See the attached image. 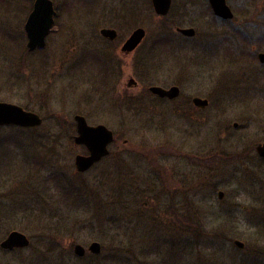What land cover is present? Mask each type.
I'll list each match as a JSON object with an SVG mask.
<instances>
[{
  "label": "rangeland",
  "instance_id": "1",
  "mask_svg": "<svg viewBox=\"0 0 264 264\" xmlns=\"http://www.w3.org/2000/svg\"><path fill=\"white\" fill-rule=\"evenodd\" d=\"M57 1L69 5L46 46L29 52V0H0V102L42 119L0 127V264H264V159L254 151L264 142V0H225L229 22L205 0H173L164 18L137 0L133 20L105 0L96 21L89 0ZM109 26L116 45L99 35ZM137 27L144 41L122 54ZM150 86L180 94L159 100ZM75 115L114 135L109 155L81 173ZM12 231L28 246L3 249Z\"/></svg>",
  "mask_w": 264,
  "mask_h": 264
},
{
  "label": "water",
  "instance_id": "2",
  "mask_svg": "<svg viewBox=\"0 0 264 264\" xmlns=\"http://www.w3.org/2000/svg\"><path fill=\"white\" fill-rule=\"evenodd\" d=\"M151 2L153 10L157 15L164 16L168 13L171 0H151ZM208 2L215 17L222 20H231L233 18V13L225 0H208ZM54 15L55 12L50 0H35L33 10L30 12L24 27L27 36L26 48L29 52L44 48L45 37L49 34L53 26ZM178 32L185 37H193L195 34L192 28H181L178 29ZM143 37L144 30L142 28L134 30L123 45L122 52L130 53L133 51L141 43ZM257 59L259 63L263 64L264 53H259ZM135 84L133 79L129 80V86ZM149 91L160 97L174 98L177 96L179 90L175 86L168 90L152 86L149 88ZM194 104L198 107L205 108L208 105V101L195 98ZM74 121L77 135L73 137V142L76 145L85 146L89 153L87 156L76 155L74 158L75 171L81 173L89 170L95 163L108 155V146L114 140V135L104 125H88L84 117L80 115H75ZM41 123L42 119L36 113L24 110L15 104L0 102V127L34 128L40 126ZM255 150L257 155L264 159V142L258 144ZM222 196V192H218V199H221ZM28 244L29 241L24 234L12 231L1 243V247L8 250L25 248ZM234 245L239 249L243 248V244L239 241H234ZM87 250L93 255H98L100 253V245L93 242ZM84 252L83 247L75 245L74 253L78 257L83 256Z\"/></svg>",
  "mask_w": 264,
  "mask_h": 264
},
{
  "label": "flooded vegetation",
  "instance_id": "3",
  "mask_svg": "<svg viewBox=\"0 0 264 264\" xmlns=\"http://www.w3.org/2000/svg\"><path fill=\"white\" fill-rule=\"evenodd\" d=\"M51 2H52V7H53V10H54V12H55V15H54V17H53V25H54V22H55V17L56 18H58V16L59 15H61V13H62V9H63V6H67L68 7V5H69V3L67 2V1H65V3H61V5H60V3H59V1H57V0H50ZM34 2H35V0H29V2H28V6L26 7V12H27V17H26V19H25V21H24V24H23V29H24V31H25V23H26V21H27V18H28V16H29V14H30V12L33 10V6H34ZM85 2V1H84ZM87 2H89L90 4H92V6H94L95 7V9L94 10H89V12H88V15H90L89 17H91V18H93L95 21L97 20V19H99V18H101V16H103V13L102 12H106L105 10H106V4H108L107 2H105V0H89V1H87ZM205 2H206V5H207V7H208V9L211 11V13H212V10H211V7H210V5H209V2H208V0H205ZM116 4L119 6V10L118 11H116V12H118L117 13V15H116V18H118V19H125V20H133L136 16H137V0H117L116 1ZM149 4H150V6H151V8H152V12H153V14L156 16V17H158V18H164V17H166V16H168L169 14H171L172 12V6H173V0H171V3H170V7H169V11H168V13L166 14V15H164V16H159V15H157L155 12H154V10H153V7H152V2H151V0H149ZM182 5H186L185 3H181ZM99 11H101V12H99ZM66 13V15L63 17V18H67V19H69V18H72V17H70V15H71V13L70 12H65ZM115 15V14H114ZM212 15H213V13H212ZM215 17V16H214ZM216 19H218L217 17H215ZM234 19V18H233ZM233 19H231V20H228L227 22H229V21H232ZM219 21H224V20H221V19H218ZM89 23V25L91 24V22H88ZM239 23H241V21H239ZM114 26H109V27H103V28H100L99 29V35H100V37H101V39L104 41V43H106V45L107 46H110V45H116L115 44V42H117L118 40V30L119 29H117L116 27L115 28H113ZM137 28H140V27H137ZM137 28H135V29H133L130 33H129V35L121 42V44H120V48H119V50H120V52L122 53V54H124V55H131V54H133L136 50H137V48L139 47V45L144 41V39H145V36H146V32H145V30H144V37L142 38V41H141V43L138 45V47H136L133 51H131L130 53H124V52H122V47H123V45L125 44V42H126V40L131 36V34L133 33V31L134 30H136ZM178 29H181V28H175V32L179 35V36H181V37H183V38H185V36H183L182 34H180L179 32H178ZM105 32H108V33H105ZM25 34H26V32H25ZM49 34H50V32H49ZM48 34V35H49ZM47 35V36H48ZM195 35V34H194ZM46 36V37H47ZM27 37V36H26ZM46 37H45V45H44V47L46 46ZM194 37V36H193ZM186 38H192V37H186ZM35 50H40V49H35ZM132 79V78H131ZM130 80V79H129ZM134 80V79H133ZM135 83H136V81H135ZM134 88L137 86V83L135 84V85H132ZM150 87H152V86H150ZM150 87H148V92L152 95V96H155L156 98H158L159 100H166V101H172V100H175V99H177L178 97H179V94H180V91H178V94H177V96L176 97H174V98H167V97H160V96H158V95H155V94H153V93H151L150 91H149V88ZM156 87H159V86H156ZM171 87H173V86H170L169 88H171ZM175 87H177V86H175ZM159 88H161V89H164V90H168L169 88H162V87H159ZM178 88V87H177ZM178 90H179V88H178ZM195 98H199V97H191L190 99L189 98H187L188 99V101H189V103H191V105L194 107V109L195 110H202V109H204V108H201V107H198V106H196L195 104H194V99ZM201 99V98H200ZM206 100V99H205ZM206 108V107H205ZM74 119V118H73ZM75 129H76V124H75ZM74 137V136H73ZM114 142V140L112 141V143ZM111 143V144H112ZM110 144V145H111ZM109 145V146H110ZM83 146V145H82ZM109 146H108V151H109ZM84 148H85V150H86V154H84V156H87L89 153H88V150L86 149V147L85 146H83ZM254 151H255V153H256V150L254 149ZM108 155H109V152H108ZM107 155V156H108ZM106 156V157H107ZM106 157H104V158H106ZM104 158H102L101 160H103ZM100 160V161H101ZM99 161V162H100ZM98 163V162H97ZM97 163H95V164H97ZM94 164V165H95ZM93 165V166H94ZM92 166V167H93ZM91 167V168H92ZM90 168V169H91ZM84 256V255H83Z\"/></svg>",
  "mask_w": 264,
  "mask_h": 264
},
{
  "label": "bare ground",
  "instance_id": "4",
  "mask_svg": "<svg viewBox=\"0 0 264 264\" xmlns=\"http://www.w3.org/2000/svg\"><path fill=\"white\" fill-rule=\"evenodd\" d=\"M138 47V46H137Z\"/></svg>",
  "mask_w": 264,
  "mask_h": 264
}]
</instances>
